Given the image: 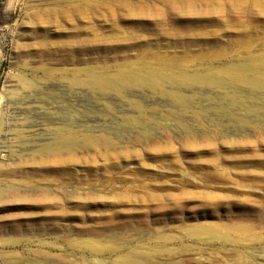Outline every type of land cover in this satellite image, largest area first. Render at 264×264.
Wrapping results in <instances>:
<instances>
[{"label": "rangeland", "instance_id": "obj_1", "mask_svg": "<svg viewBox=\"0 0 264 264\" xmlns=\"http://www.w3.org/2000/svg\"><path fill=\"white\" fill-rule=\"evenodd\" d=\"M256 58L264 0H0V122L89 140L42 174L56 204L0 200V264H264ZM141 65L160 89L67 82Z\"/></svg>", "mask_w": 264, "mask_h": 264}, {"label": "bare ground", "instance_id": "obj_2", "mask_svg": "<svg viewBox=\"0 0 264 264\" xmlns=\"http://www.w3.org/2000/svg\"><path fill=\"white\" fill-rule=\"evenodd\" d=\"M256 59L260 64H264V61L261 59ZM141 66L148 68L147 75H136L137 77L134 78L130 76H122L121 74L117 73V75H94L90 72H83V74L81 73L82 75H80L83 76L81 78L78 76L79 72L73 70L69 73L67 82H69L70 86L88 85L91 88L103 92L116 90L119 91V89L128 87L132 84L138 87L147 86L149 88L160 89L164 80L161 77L154 76L150 72V67H147L150 65ZM151 68H161L162 70L166 71V74L164 75L166 80H172L174 74L172 73L171 68L170 70L160 66ZM48 72L50 74L53 73L52 71ZM57 72L63 73V70ZM182 78L187 82H195L194 78ZM183 82L184 81L179 82V84H185ZM252 84L255 86L262 85V83L259 81H253ZM31 111L29 113H31ZM6 117L7 114L4 115V118L0 122V200L9 198L14 200V203L17 202L16 200L22 201V199H24L20 194L22 188L34 187V191L41 193L40 196L42 198V203L50 202L54 204L55 200L52 198L50 199V194L52 191L48 190L47 187H41L40 185L42 181H46L44 178H41L42 174L57 169L61 165L62 160L59 158V155H68L66 160L67 165H73L75 163L74 154L72 152L73 147H78L79 144H85L89 140L83 138L81 141H77L80 135L77 131H74L71 126L67 129H55L53 137L51 135H46L49 127L45 126V129L44 125L43 127L39 128L30 127L25 129L22 128V126L21 128L19 127V129H13L11 127L9 128ZM40 132H45L44 135L48 137H42L43 139H40ZM14 158H16L15 160L22 162L16 164L13 160ZM36 176H39V178H35ZM94 251L96 253H100L101 249L95 247ZM120 264H130V262L123 261Z\"/></svg>", "mask_w": 264, "mask_h": 264}]
</instances>
